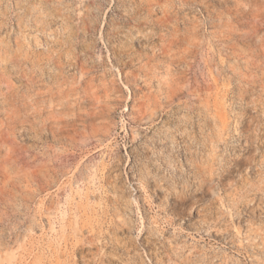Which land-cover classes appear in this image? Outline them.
Segmentation results:
<instances>
[{
    "label": "rangeland",
    "instance_id": "374dc122",
    "mask_svg": "<svg viewBox=\"0 0 264 264\" xmlns=\"http://www.w3.org/2000/svg\"><path fill=\"white\" fill-rule=\"evenodd\" d=\"M0 264H264V0H0Z\"/></svg>",
    "mask_w": 264,
    "mask_h": 264
}]
</instances>
